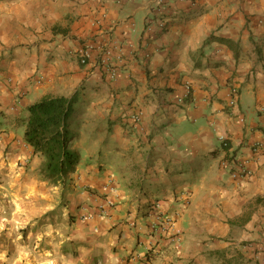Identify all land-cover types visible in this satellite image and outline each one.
<instances>
[{"label":"crops","instance_id":"1","mask_svg":"<svg viewBox=\"0 0 264 264\" xmlns=\"http://www.w3.org/2000/svg\"><path fill=\"white\" fill-rule=\"evenodd\" d=\"M75 93L60 205L25 120ZM263 109L264 0H0V264H264Z\"/></svg>","mask_w":264,"mask_h":264},{"label":"trees","instance_id":"2","mask_svg":"<svg viewBox=\"0 0 264 264\" xmlns=\"http://www.w3.org/2000/svg\"><path fill=\"white\" fill-rule=\"evenodd\" d=\"M77 100L76 93L71 97H45L28 107L29 115L25 120L27 144L45 159L41 173L52 184L63 188L79 161L72 150ZM222 146L228 152L227 159L236 160V155L229 153V140L224 141Z\"/></svg>","mask_w":264,"mask_h":264},{"label":"built area","instance_id":"3","mask_svg":"<svg viewBox=\"0 0 264 264\" xmlns=\"http://www.w3.org/2000/svg\"><path fill=\"white\" fill-rule=\"evenodd\" d=\"M157 25L161 29H165V26H166L163 22H159V23H157ZM149 29L151 30L152 28H149ZM79 58H80L81 63H83V64H86L88 61H90L92 58L91 57V46H84L82 49H80L79 50ZM105 61L109 63L110 57L107 56L105 58ZM109 71H110L112 76H115V71L113 70V68H110ZM190 93H191V88H190V85L187 83L185 86V93L182 97L179 98V102H184L190 96ZM237 95H238V89L236 87H232L230 90V97H231L230 101H229L230 106L235 105ZM263 112H264V109H263ZM244 120H245L244 118L240 119L241 122H244ZM226 140H228V139L223 137L222 143ZM251 149H252V152L254 154L264 152V139L260 140V141H256L255 143H253L251 146ZM247 162L248 161L242 162L239 160H235V159L229 160L226 158V160H224V162H223V165L228 166V167L233 165V169H231V167H230L231 176L233 178H239V177H243V176H249L250 174H252V170L250 168H248ZM112 204H113L112 200L106 199L105 205L101 206V210L104 212L106 209V206H112Z\"/></svg>","mask_w":264,"mask_h":264},{"label":"rangeland","instance_id":"4","mask_svg":"<svg viewBox=\"0 0 264 264\" xmlns=\"http://www.w3.org/2000/svg\"><path fill=\"white\" fill-rule=\"evenodd\" d=\"M59 190H60V194L58 196V201H59L60 205H63L64 202H65V200H66V190L67 189H64L63 187L60 186L59 187ZM2 197H3V200L6 198L4 195L3 196L1 195L0 196V200L2 199ZM5 202H6V200H5ZM6 204H8V202ZM4 210H6V206L3 207L2 211H4ZM51 225L52 226L56 225V228H59L60 222L59 223L57 222L56 224H55V222H52ZM44 228L43 229H40L38 231L44 232L45 231ZM28 230H29V226L28 225H25L22 228H20V231L23 232V235L24 236H27ZM9 232H10V235H9V238H7V239H9L8 242H10V246H9L10 249L8 247V242H6V244H7V250H10V252H12V251H24V250L27 251L30 248H33V249H36V250H43V248H44V245L45 244L44 245L40 244L39 243L40 240L37 242L36 245L33 244L35 246H31V243L29 242L28 239H26V237H23L22 239H17L16 234L18 233V231L16 229H15V231L14 230H10ZM18 240H20V241H18ZM23 241H25V242H23ZM5 248H6V246H5ZM41 253H42L41 256H43L44 255L43 251H41ZM23 263L25 264V263H27V261H25Z\"/></svg>","mask_w":264,"mask_h":264}]
</instances>
